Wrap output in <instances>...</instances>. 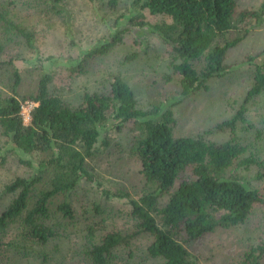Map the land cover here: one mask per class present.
I'll return each instance as SVG.
<instances>
[{
	"label": "trees",
	"instance_id": "1",
	"mask_svg": "<svg viewBox=\"0 0 264 264\" xmlns=\"http://www.w3.org/2000/svg\"><path fill=\"white\" fill-rule=\"evenodd\" d=\"M131 1L115 20L114 33L81 52L80 63H68L71 74L80 72L92 57L121 45L126 33L148 29L171 47L164 78L168 83L176 80L180 99L142 109L131 85L118 75L107 91L86 93L74 108L52 89L50 72L42 75L36 94L27 98L36 106L26 125V98L17 95L20 72L9 62L12 95L0 94L1 132L18 162L33 173L14 178L2 193L8 201L0 204V257L11 254L8 263L42 258L45 264V249L60 253L77 230L80 240L74 244V256L91 264H199L190 245L218 229L243 225L253 208L264 203L262 192L243 174L253 170V179L264 181V161L238 140L236 132L238 122H245L249 103L264 97V61L251 58V89L234 117L216 126V131H230L228 141H212L210 132L174 137L178 102L233 71L228 53L248 37L261 11L241 10L236 0ZM63 3L0 0V50L17 40L36 49L34 31L17 21L16 10L44 7L61 16ZM123 18L125 25L120 24ZM111 126L118 133L130 128L128 147L116 145L141 165L142 185L133 191L110 183L91 166L111 147ZM6 161L3 157L0 164ZM114 203L119 207H110ZM126 217L131 229L105 230L109 219ZM10 236L14 239H6ZM241 264H264V242L251 247Z\"/></svg>",
	"mask_w": 264,
	"mask_h": 264
},
{
	"label": "rangeland",
	"instance_id": "2",
	"mask_svg": "<svg viewBox=\"0 0 264 264\" xmlns=\"http://www.w3.org/2000/svg\"><path fill=\"white\" fill-rule=\"evenodd\" d=\"M4 1V0H2ZM18 4L21 0H15ZM64 0V13L60 15L46 11L44 7L27 11L16 10L17 21H21L35 33V50L29 49L22 40L7 43L0 50V94L2 98L11 97L13 61L21 76V85L17 89L19 99L26 98L23 104V117L26 125L30 124L31 111L34 106L27 98L36 94L43 74L52 73L54 80L52 89L71 107L83 103L86 93L105 92L115 76L123 77L135 91L139 107L145 110L157 106H169L179 100V88L176 80L165 81L168 71L171 47L148 29L126 33L123 43L107 54L92 57L78 73L71 74L68 63L83 57L81 52L87 51L103 38L110 36L115 30V20L127 12L131 0ZM241 10L261 11L262 18L252 22L251 32L241 44L230 50L227 63L233 71L224 78L209 82L208 89L202 90L178 102L174 108L177 125L174 137H195L210 132L207 137L215 142L228 141L229 130L216 131V126L230 121L241 102L248 94L254 79V68L251 58L257 62L264 61V0H236ZM62 7V6H61ZM155 21V19H151ZM125 18L120 24L125 25ZM127 57L132 60H126ZM55 64V65H54ZM118 133L113 126L109 129L112 142L109 150L98 155L91 163L95 172L110 183L120 184L133 191L142 185L141 165L139 161L127 155L117 147V143L127 146L126 137L130 128ZM238 140L250 146V150L264 161V97L252 100L247 106L245 122L239 121L236 129ZM9 140L2 135L0 127V204H6L2 198L4 187L18 176H29L33 173L29 167L18 162V158L10 150ZM264 196V181L254 180L252 173L243 172ZM3 200V201H2ZM120 203L111 204L118 208ZM86 223V221H84ZM132 221L128 218L109 219L105 230L131 229ZM81 228L82 225H79ZM70 245L60 247V253L45 249L48 261L45 264H91L84 258L74 256V244L80 240L77 230L72 234ZM14 239V236L6 239ZM5 239V237H4ZM3 239V240H4ZM264 242V203L256 205L247 221L238 227L218 229L205 235L189 246V251L199 264H241L244 255L251 247ZM146 241H141L145 245ZM139 253V252H138ZM40 255V254H39ZM1 256V255H0ZM0 257V264H41L42 258L33 263L21 259L13 260L10 254ZM126 259V257H125ZM145 264H152L145 262Z\"/></svg>",
	"mask_w": 264,
	"mask_h": 264
},
{
	"label": "built area",
	"instance_id": "3",
	"mask_svg": "<svg viewBox=\"0 0 264 264\" xmlns=\"http://www.w3.org/2000/svg\"><path fill=\"white\" fill-rule=\"evenodd\" d=\"M34 104V106L36 105L35 103H33Z\"/></svg>",
	"mask_w": 264,
	"mask_h": 264
}]
</instances>
